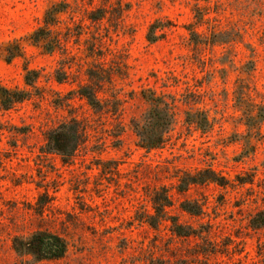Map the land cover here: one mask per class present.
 <instances>
[{
  "label": "rangeland",
  "instance_id": "1",
  "mask_svg": "<svg viewBox=\"0 0 264 264\" xmlns=\"http://www.w3.org/2000/svg\"><path fill=\"white\" fill-rule=\"evenodd\" d=\"M52 6L49 52L27 38ZM12 43L21 55L7 62ZM0 85L31 93L0 107V264H264V227L251 224L264 215V0H0ZM142 92L173 114L148 151L132 127ZM71 119L86 136L64 162L45 136ZM205 169L227 184L180 185ZM156 196L169 205L155 229ZM171 219L194 233L175 235ZM37 231L61 237L64 256L13 249Z\"/></svg>",
  "mask_w": 264,
  "mask_h": 264
},
{
  "label": "trees",
  "instance_id": "2",
  "mask_svg": "<svg viewBox=\"0 0 264 264\" xmlns=\"http://www.w3.org/2000/svg\"><path fill=\"white\" fill-rule=\"evenodd\" d=\"M56 6L50 7L44 15V26L35 29L28 35L27 40L33 45H42L47 51L52 52L51 31L48 28L50 18L59 13ZM156 27L152 24L149 28V35H152ZM151 38V41H155ZM19 44H8L5 47L6 61L10 62L14 57L20 56L21 50ZM39 77L37 71L25 68L24 81L28 88L36 89V81ZM60 82V80H58ZM10 89L0 85V107L3 110H9L18 103L27 100L30 97V90ZM78 93L84 98L94 110H101L100 101L91 85L82 86ZM142 97L149 104V109L145 113L143 120L132 124L133 131L137 137L138 145L145 150L159 148L165 139L166 134L173 124V114L163 100L158 96H150L142 92ZM200 128L207 126L206 118L198 120ZM86 128L77 120L71 119L59 124L54 129L47 132L45 150L60 155L64 162L68 161L79 146L85 141ZM213 182L218 185H226L225 178L220 177L216 172L205 169L197 172L195 176L187 179L181 178L180 185L189 186L191 184H203ZM245 183V182H241ZM154 215L146 216L145 221L152 228H157L159 220L165 215V209L169 205L167 197L156 196L153 198ZM182 208L188 213H200L195 203H183ZM171 231L179 237L191 236L194 232L187 230L171 219ZM253 227H264V215L262 212L251 219ZM13 249L24 255H31L36 260H55L60 259L66 252L65 241L55 235L44 231H37L27 238H14Z\"/></svg>",
  "mask_w": 264,
  "mask_h": 264
}]
</instances>
